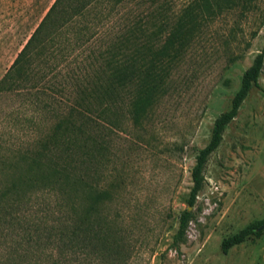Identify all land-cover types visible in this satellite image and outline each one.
<instances>
[{"label":"rangeland","instance_id":"374dc122","mask_svg":"<svg viewBox=\"0 0 264 264\" xmlns=\"http://www.w3.org/2000/svg\"><path fill=\"white\" fill-rule=\"evenodd\" d=\"M55 1L0 0V82ZM193 1L121 0L116 7L115 0L97 3L89 17L102 14L104 22L93 19L88 34L96 32L84 48L73 47L66 61L52 60L60 62L53 77L55 83L65 82V90L58 84L48 91L65 98L76 92L68 79L78 65H87L88 77L95 75L102 61L100 48L111 43L127 20H153L161 3L168 15H176ZM64 37L61 47L72 49ZM263 50L264 0L225 5L184 52L166 93L140 124L125 107L119 126L101 128L100 167L92 164L89 175L92 183L98 170L102 188L112 195L100 206V218L118 246L102 257L93 254L88 262L73 264H264V230L228 253L221 248L224 238L264 221V68L261 88L253 87L228 125L208 162L204 189L194 206L189 203L198 153L209 144L216 118L232 107L245 71ZM91 53L92 59L79 60ZM42 58L35 53L32 60L39 72L45 64ZM39 72L30 74L22 86L0 91V192L15 174L6 168L8 163L2 164L11 148L32 146L52 123L37 119L28 101ZM26 166L20 164L14 177L26 173ZM24 201L12 194L0 198V264H41L42 252L51 250L38 220L43 204L36 203L33 213ZM185 209L194 212V219L183 241L175 244L179 215Z\"/></svg>","mask_w":264,"mask_h":264},{"label":"trees","instance_id":"16d2710c","mask_svg":"<svg viewBox=\"0 0 264 264\" xmlns=\"http://www.w3.org/2000/svg\"><path fill=\"white\" fill-rule=\"evenodd\" d=\"M102 1L56 0L0 82V91L22 86L30 74L38 75L39 71L32 65L34 54L43 56L45 64L36 83H33L35 91L30 92L32 96L28 101L34 105L37 119L52 123L48 131L36 137L32 146L11 148L12 154L2 164L6 166L8 163V171L14 169V175H17L16 169L25 163L26 173L15 177L11 174L12 178L0 192V198L8 194L21 197V201L29 203L33 213L36 203L43 204L44 211L38 220L43 224L41 235L49 242L51 250L42 252L41 264L88 262L93 254L102 257L115 248L114 244L118 246L116 236L100 218V206L110 201L112 195L108 189L102 188L98 170L92 183L89 175L92 164L100 167L104 149L101 128L105 124L119 126V114L125 107L133 122L140 124L166 93L173 69L205 23L225 5L236 0H194L172 16L166 13L165 5L161 3L159 15L153 20L142 17L136 21L127 20L119 27L120 32L111 39V43L105 49L100 48L102 61L95 68V75L87 76V65L71 68L72 75L68 81H73L70 87L76 92L66 98L56 96L48 90L58 84V88L65 90V82L55 83L57 78L53 76H56L60 62L52 63V60L66 61L69 58L67 53L74 48H84L93 39L96 31L88 34L93 28V19L97 18L101 23L104 16L100 14L90 18L89 12L91 7ZM120 2L115 0L114 7ZM75 33L77 37L74 39L72 35ZM62 37L72 45V49L64 51ZM92 56V53L87 54L79 60L87 57V61ZM263 68L264 50L245 71L232 107L216 118L211 140L200 149L193 170L191 206L204 189L208 162L221 145L228 125L238 116L253 87L261 88ZM179 219L175 244L183 241L194 212L185 209ZM29 222L37 228L36 221L31 218ZM262 223L264 221L249 224L224 238L222 251L228 253L250 236L259 234L261 230L258 227Z\"/></svg>","mask_w":264,"mask_h":264},{"label":"water","instance_id":"95a60500","mask_svg":"<svg viewBox=\"0 0 264 264\" xmlns=\"http://www.w3.org/2000/svg\"><path fill=\"white\" fill-rule=\"evenodd\" d=\"M258 230H264V223H262L259 227Z\"/></svg>","mask_w":264,"mask_h":264}]
</instances>
